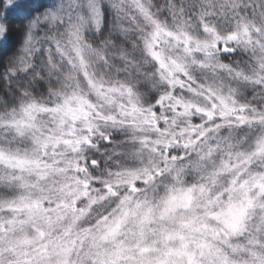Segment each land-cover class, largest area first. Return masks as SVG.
I'll list each match as a JSON object with an SVG mask.
<instances>
[{"label":"snow or ice","instance_id":"6c2138e0","mask_svg":"<svg viewBox=\"0 0 264 264\" xmlns=\"http://www.w3.org/2000/svg\"><path fill=\"white\" fill-rule=\"evenodd\" d=\"M15 6L0 0V23L23 36L0 66V264H264V0H74L32 17L26 31L8 19ZM109 9L118 26L123 17L138 31L150 26L153 40L178 42L185 60L204 59L199 35L229 55L244 48L242 68L199 66L227 71L251 92L225 94L215 80L197 87L175 64L211 102L204 122L181 131L177 114L191 106L175 92L143 109L123 83L93 77L101 97H127L109 111L24 86L41 64L88 75L84 31L101 27ZM117 127L130 134L117 139L108 131Z\"/></svg>","mask_w":264,"mask_h":264},{"label":"clouds","instance_id":"9594fccd","mask_svg":"<svg viewBox=\"0 0 264 264\" xmlns=\"http://www.w3.org/2000/svg\"><path fill=\"white\" fill-rule=\"evenodd\" d=\"M10 0H6V3ZM74 0H16V6L9 11L8 19L15 28L20 24L27 30L31 18L40 15L43 12L50 11L59 5H68ZM105 3L108 0H104ZM120 3V0H115ZM163 4L164 0H156ZM185 4L209 3L211 0H180ZM243 4L253 2V0H240ZM117 13L111 9L107 10L106 19L99 28L92 26L86 28L84 36L87 47L91 53L86 69L88 75L80 73L76 65H65L58 68L55 73H48L47 68L41 64L37 69L38 76L33 79L30 75L22 81L26 88H34L42 95L48 96L50 93H56L61 96L71 98L73 105L85 101L104 106L111 111L118 103L127 100V97L117 96L112 100L107 97H101L97 91V86L92 82L93 77L103 79L104 81L116 80L123 83L131 92L133 98L143 109L154 107L158 99L167 94L175 92L176 96L181 97L186 105L191 107L187 112L179 113L183 117L181 131H191L194 129V121L204 122L205 113L210 110V101L207 98L201 99L194 92L192 84L181 79L175 71V64L180 63L186 71H191L190 79L200 87L211 83L213 80L222 82L225 88V94L228 89L235 90L236 94L244 99L251 92V88L246 86L242 80H236L227 71L213 70L212 68L200 67V64L215 63L217 65H236L243 67L250 55L244 48H239L232 55L217 49L215 41L206 35H199L196 38V50L203 53L204 59L194 60L190 55L187 60L176 52L179 47L178 42L169 43L163 39V42L153 40L149 37L150 26H143V31H138L141 25L132 24L128 19L121 18L122 22L118 26ZM67 19V17L65 18ZM190 19V18H189ZM67 25H65L66 27ZM195 30V23L190 25ZM0 45H7L12 33L8 32V24L0 23ZM63 32L64 29H57ZM149 44L154 45L158 50L161 60L154 63L156 59L149 50ZM23 45V40L16 50L7 56L4 61V67L9 66L8 62L19 52ZM183 50H181L182 52ZM173 55H169V54ZM97 55L102 59L104 55L109 57L108 63L101 64ZM193 64H197L193 67ZM40 73H43L42 75ZM7 89V85H5ZM55 99V97H53ZM200 109L195 111L194 109ZM109 133L117 139H124L130 134L128 128H113Z\"/></svg>","mask_w":264,"mask_h":264},{"label":"trees","instance_id":"16d2710c","mask_svg":"<svg viewBox=\"0 0 264 264\" xmlns=\"http://www.w3.org/2000/svg\"><path fill=\"white\" fill-rule=\"evenodd\" d=\"M22 40L23 36L18 32H14L10 37L7 45H0V66L3 65V61L7 58V56L12 54L16 50Z\"/></svg>","mask_w":264,"mask_h":264}]
</instances>
